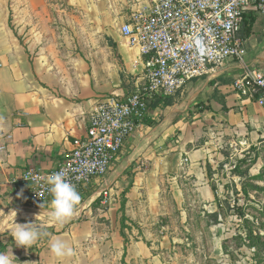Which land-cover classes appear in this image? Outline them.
<instances>
[{
	"label": "crops",
	"instance_id": "crops-1",
	"mask_svg": "<svg viewBox=\"0 0 264 264\" xmlns=\"http://www.w3.org/2000/svg\"><path fill=\"white\" fill-rule=\"evenodd\" d=\"M133 1L0 0V146H6L0 150V253L13 264H93L102 258L110 240L91 211L103 186L114 195L102 215L116 231L114 241L123 244L122 233L133 237L136 231L142 234L134 238L136 246L156 241L166 195L181 205L192 194L210 205L220 197L209 170L220 140L264 139V110L233 87L244 69L264 70V30L255 36L257 19L242 58L188 81L174 104L151 111L154 123L126 140L108 174L80 194L71 218L50 222L41 214L50 203L44 210L28 206L20 183L24 171L56 168L74 140L87 135L100 100L128 93V77L134 84L140 79L137 51L119 31ZM35 222L41 237L31 247H18L15 223ZM54 239L74 254L57 258L50 250Z\"/></svg>",
	"mask_w": 264,
	"mask_h": 264
},
{
	"label": "built area",
	"instance_id": "built-area-1",
	"mask_svg": "<svg viewBox=\"0 0 264 264\" xmlns=\"http://www.w3.org/2000/svg\"><path fill=\"white\" fill-rule=\"evenodd\" d=\"M119 28L125 44L137 51L142 68L134 89L110 94L90 115L87 135L74 140L73 150L54 169L27 168L20 180L28 206L44 210L52 195L45 179L60 172L79 194L111 170L126 140L150 116L155 97L175 96L188 81L241 59L248 13L264 17V0H138ZM233 87L264 110V70L246 68ZM5 145L0 146L4 150ZM187 160V159H186ZM35 178V179H34ZM102 206L112 203V189L98 193Z\"/></svg>",
	"mask_w": 264,
	"mask_h": 264
},
{
	"label": "rangeland",
	"instance_id": "rangeland-1",
	"mask_svg": "<svg viewBox=\"0 0 264 264\" xmlns=\"http://www.w3.org/2000/svg\"><path fill=\"white\" fill-rule=\"evenodd\" d=\"M254 15L257 36L264 30V17ZM127 80L126 87L134 89L132 77ZM228 137L218 143L217 163L209 168L214 189L222 191L220 197L210 205L192 194L181 205L166 195L162 234L156 241L136 246L134 238L142 236L136 231L133 237L120 234L123 244L115 242L116 231L102 216L109 206L95 203L91 213L98 231L110 242L93 264H264V139L242 144L237 139L231 143Z\"/></svg>",
	"mask_w": 264,
	"mask_h": 264
},
{
	"label": "clouds",
	"instance_id": "clouds-1",
	"mask_svg": "<svg viewBox=\"0 0 264 264\" xmlns=\"http://www.w3.org/2000/svg\"><path fill=\"white\" fill-rule=\"evenodd\" d=\"M43 179H45L47 185L46 191L52 195V200L48 211L41 214L46 215L50 222L63 223L74 215L76 206L81 199L80 194L60 172L52 173ZM13 212L15 211H12L8 215H11ZM41 235L40 226L36 222L15 223L12 232L16 245L25 248L31 247ZM50 250L57 258L71 257L74 254L73 248L65 241L59 239L50 241ZM0 264H13L12 257L6 253H0Z\"/></svg>",
	"mask_w": 264,
	"mask_h": 264
},
{
	"label": "trees",
	"instance_id": "trees-1",
	"mask_svg": "<svg viewBox=\"0 0 264 264\" xmlns=\"http://www.w3.org/2000/svg\"><path fill=\"white\" fill-rule=\"evenodd\" d=\"M255 23H256V17L254 15V13H252V12L251 13H248L245 16L244 26H243V31H242V35L246 39L248 37H250V35L253 33V27H254V24ZM113 46H114V44H113ZM177 94L175 96H161V97H155V98H153L152 101L149 104V109L151 111H153V110H156L158 108H161L162 109L164 107H167L169 105L174 104V99L176 98ZM143 123L144 124H148V125H152L154 123V120L150 116H147V117L144 118ZM100 201H101L100 198H97L94 201V204L95 203L100 204L101 203Z\"/></svg>",
	"mask_w": 264,
	"mask_h": 264
}]
</instances>
